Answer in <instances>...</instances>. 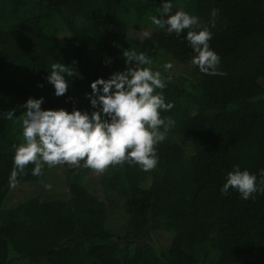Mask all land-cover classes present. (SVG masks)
<instances>
[{
  "label": "trees",
  "instance_id": "16d2710c",
  "mask_svg": "<svg viewBox=\"0 0 264 264\" xmlns=\"http://www.w3.org/2000/svg\"><path fill=\"white\" fill-rule=\"evenodd\" d=\"M6 1L11 15L31 0ZM166 2L37 0L35 14L0 27V95L87 112L91 83L132 67L122 54L135 50L165 78V102L174 106L161 118L175 122L157 145L154 170L110 167L91 190L92 170L56 166L64 189L40 198L35 191L51 179L33 176L34 165L9 187L22 129L3 117L0 101V264H264V193L221 194L234 166L258 187L264 179V0H171L170 15L184 11L202 23L219 10L209 45L225 75L214 76L191 63L187 30L138 31L119 18L141 20ZM91 36L100 39L93 53ZM55 62L78 73L65 76L60 97L47 81Z\"/></svg>",
  "mask_w": 264,
  "mask_h": 264
},
{
  "label": "clouds",
  "instance_id": "9594fccd",
  "mask_svg": "<svg viewBox=\"0 0 264 264\" xmlns=\"http://www.w3.org/2000/svg\"><path fill=\"white\" fill-rule=\"evenodd\" d=\"M172 8L171 0L163 3L159 16H152V24L178 37L187 30L184 38L194 53L191 63L205 75H225L219 71L221 58L209 45L212 39L210 28L216 27L219 10L213 9L210 21L202 23L199 17L184 11L170 15ZM143 35L148 37L149 33ZM122 55L126 65L132 67L114 73L107 80L97 79L91 83L92 95L88 98L96 110L90 114L78 110L71 113L41 110L43 98H29L22 105L26 109L20 121L22 142L12 146L10 188L17 187L18 177L26 174L29 165H34L31 174L36 177L43 174L45 166L49 169L61 165L78 168L82 164L97 175L123 164L139 166L145 172L157 167V145L167 138L175 125L170 117L161 118V111H169L174 105L165 102L162 91L166 87L165 78L159 71H152V60L146 54L126 50ZM163 67L167 72L173 64L165 63ZM77 75L74 68L55 62L47 81L54 86L55 96L60 97L69 88L65 76ZM14 112L4 113L3 117L13 120ZM261 176L264 177V170ZM260 185L257 186L254 174L234 166L227 174L221 194L226 195L233 189L247 200L258 191L264 193V179L260 180ZM45 187L50 189L51 185Z\"/></svg>",
  "mask_w": 264,
  "mask_h": 264
},
{
  "label": "rangeland",
  "instance_id": "374dc122",
  "mask_svg": "<svg viewBox=\"0 0 264 264\" xmlns=\"http://www.w3.org/2000/svg\"><path fill=\"white\" fill-rule=\"evenodd\" d=\"M7 5L8 4L6 0H0V27L1 28L7 26L8 23L13 21V19H15L16 17L25 18L27 16L35 14L37 11V0L29 1L27 6L20 8L15 14H11V15H9L10 10L8 9ZM154 15L159 16V12L154 13V14H148L141 20H136L135 18H132L126 14L119 15V18L125 24H127L130 28L136 29L138 31L161 30V29L156 28L155 25H153L151 22V18ZM163 18L167 19L166 16H164ZM88 43L90 47V52L93 53L95 50V47L100 45V39L98 36H91L88 38ZM0 101L7 105L8 112L15 110L14 118L13 120H10V121L15 129H18V130L22 129L20 121H21L22 114L24 111L22 109V104L20 100L0 95ZM94 110L96 109H93L92 107H90V109L87 112L90 114ZM43 175L46 178L48 177L51 179L50 183L48 184V185H51V188L36 190L35 195H38L41 198L42 196L47 195V194H56V193H61L63 191L64 185L62 181L60 180L61 174L56 169V167L49 169L47 168V166H45V168L43 169ZM101 176L102 175H97L96 173H94V175L91 178H89L88 183H89V188H91V190L92 189L98 190L97 189L98 180ZM121 215L122 214H120V216Z\"/></svg>",
  "mask_w": 264,
  "mask_h": 264
}]
</instances>
